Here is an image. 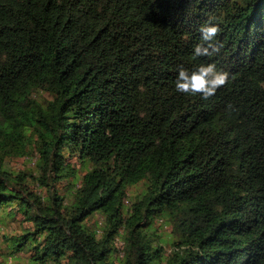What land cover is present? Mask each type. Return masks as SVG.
<instances>
[{
    "label": "trees",
    "instance_id": "obj_1",
    "mask_svg": "<svg viewBox=\"0 0 264 264\" xmlns=\"http://www.w3.org/2000/svg\"><path fill=\"white\" fill-rule=\"evenodd\" d=\"M0 225L15 264H264V0H0Z\"/></svg>",
    "mask_w": 264,
    "mask_h": 264
},
{
    "label": "clouds",
    "instance_id": "obj_2",
    "mask_svg": "<svg viewBox=\"0 0 264 264\" xmlns=\"http://www.w3.org/2000/svg\"><path fill=\"white\" fill-rule=\"evenodd\" d=\"M200 42L193 47L194 58L212 56L220 51L222 45L217 43L221 29L218 25L205 22L198 29ZM175 79V91L196 96L201 95L205 100L215 95L216 91L228 81V73L217 69L214 63L200 64L195 70L189 71L182 65L178 66ZM229 105L228 109L231 110Z\"/></svg>",
    "mask_w": 264,
    "mask_h": 264
},
{
    "label": "rangeland",
    "instance_id": "obj_3",
    "mask_svg": "<svg viewBox=\"0 0 264 264\" xmlns=\"http://www.w3.org/2000/svg\"><path fill=\"white\" fill-rule=\"evenodd\" d=\"M35 157H19V158H16V159H13L9 162V165L11 167V169L14 171V172H19V171H30V172H35L36 171V167H35ZM33 189H37L36 187L33 188ZM127 199L125 201V208L128 210V207L130 206L131 204V201L134 199V197L136 196H139L141 193H143L144 191V185L143 184H138V185H134V186H130L127 190ZM41 193V192H40ZM42 193H44V191H42ZM142 195V194H141ZM99 215H95L92 219V223L93 222H96L97 219H99ZM16 221H19L20 222V218L17 217L15 219ZM15 224L19 225L20 224L18 222H14ZM22 223V222H21ZM24 224V223H22ZM14 225H9L8 226V229L5 230V228H2L1 225H0V239H1V236L3 234V232L5 234H7L8 232H12L14 227ZM157 226H159L161 232L164 234V235H167L168 236V239L169 240H172V237H174V235L171 233V228L170 226H166V227H162V225L160 226L159 223H157ZM121 239H117L116 243H120L122 241H120ZM2 244V243H1ZM1 246V245H0ZM170 249V246L169 245H166L165 247V250L168 252V250ZM6 247H0V263L3 262L6 260V264L8 262V264H15L14 262V257H9V256H6L4 254H6ZM122 255L121 252L119 253V256ZM120 258V257H118ZM113 260L115 261L116 264H119L120 262V259H114Z\"/></svg>",
    "mask_w": 264,
    "mask_h": 264
}]
</instances>
